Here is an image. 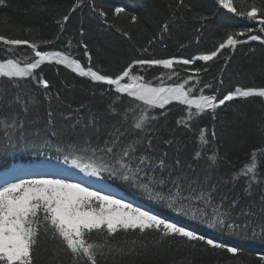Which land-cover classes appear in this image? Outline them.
Returning <instances> with one entry per match:
<instances>
[{"label":"trees","instance_id":"1","mask_svg":"<svg viewBox=\"0 0 264 264\" xmlns=\"http://www.w3.org/2000/svg\"><path fill=\"white\" fill-rule=\"evenodd\" d=\"M253 2L259 5L262 0H238L237 6L246 9ZM116 8H123L124 11L117 15ZM101 11L106 13L105 17L100 16ZM65 15L69 16L67 22L62 21ZM194 15L206 19L194 20ZM133 16L137 18L135 22L132 21ZM58 20L63 23V28L56 23ZM165 24L167 30H164ZM238 31L246 33L237 37L241 42L235 48L221 50L218 58L208 64L197 61L191 66L176 65L173 70L160 66H135V73L151 81L153 86L161 83L162 74L164 84H177L192 75L184 70L186 67L201 68V72L187 86L198 80L193 93L198 95L199 89L210 83L212 87L204 89V94H216L218 99L237 88H264V44L248 40V35H259L264 39V31L255 21L225 13L219 9L216 0H182V3L181 0H6L5 5H0V35L36 42L41 50L61 51L79 61L83 67L91 66L107 75L118 74L137 59H191L214 50L228 33ZM45 40L52 43L42 44ZM7 47L0 44V60L13 56L6 51ZM85 51L91 57L90 61ZM14 55L22 62L26 57L33 58L26 45L17 46ZM173 71L178 76L169 80L168 76ZM36 75L48 80L50 87L43 89L31 79L20 81L19 87H16L13 82L0 79V98L4 100L0 103V118L18 114L23 122V135L18 132L11 143L0 129V171L11 161L38 157L45 148L44 155L52 159L67 156L83 164L99 165L101 159L111 163L103 152H97L90 160V151L75 149L89 145L103 147L104 141L110 139L108 133H115L116 128L126 131L118 148L134 138L151 133L154 134V151L149 155L156 159L163 157L166 165L162 172L157 169L153 173L156 178H167L169 174L172 180L181 177L184 195L188 194V182H193V187L215 186L214 201L219 203L223 198V207L228 209L232 201L237 200L238 205L232 209L231 219L242 226L245 223L250 225L247 234L241 231L239 235L209 228L191 218L177 215L163 204L150 200L132 183L104 172L101 177L118 190H123L128 199L205 236L235 245L242 251L235 257L227 252L214 254L211 251L202 252L199 248L193 251L180 247L177 242L157 243L160 238L154 232L143 235L121 232L111 238L112 242L126 251L129 248H135V251L117 255L114 259L101 258L100 264H261L259 256L264 255V239L259 236L252 238L251 231L255 228L259 233L264 227V162L259 166L260 183L253 184L249 192H245V178L233 180L232 177L249 162L254 149L264 148V98L236 97L220 105L214 119L212 113H205L192 120L189 127L177 125L176 121L184 117L186 111L185 106L174 102L166 106V116L152 121L150 127L140 132L132 128L131 116L127 122H122L121 115L111 112L110 105H113L115 94L107 90L108 86L81 77L54 61L42 64ZM17 94L29 101L27 112L19 105L7 106L6 101ZM134 103L137 102L125 96L114 106L119 113H124ZM159 111L153 110L151 114L158 115ZM49 119L52 120L51 125L48 124ZM202 128L207 130L209 141L203 146L199 140ZM164 140H171L172 143L165 145ZM145 150L141 148V151ZM198 151L201 155L197 158ZM214 152L217 157L215 162L209 160ZM170 189L174 190L169 181L163 191L167 194ZM208 211L211 214V208ZM242 211L250 215L244 216ZM93 239L102 240L103 237ZM133 241L136 243L133 244ZM59 249L58 240L41 238L34 252L35 264H71L70 256Z\"/></svg>","mask_w":264,"mask_h":264},{"label":"snow or ice","instance_id":"2","mask_svg":"<svg viewBox=\"0 0 264 264\" xmlns=\"http://www.w3.org/2000/svg\"><path fill=\"white\" fill-rule=\"evenodd\" d=\"M6 0H0V5H5ZM238 0H216L219 9L233 16L247 18L255 21L264 31V0L258 5L255 2L246 9L237 6ZM182 3V0H181ZM75 8H73V11ZM123 8H116L115 12L119 15ZM101 17L106 13L100 12ZM194 20L204 21L206 18L194 15ZM68 15L63 16L62 21L67 22ZM132 17V21H136ZM63 28L61 21H56ZM167 30V24L164 26ZM199 31V29H197ZM251 32V29L248 30ZM244 31L230 32L226 39L219 43L214 50L186 58H160V59H137L124 68L116 75L103 74L101 71L94 70L91 66L83 67L81 63L61 51L41 50L36 42L29 40L6 38L0 35V44L9 46L6 48L8 53L13 56L0 60V79H7L19 87V82L31 79L39 87L48 89V80L43 76H37L36 70L45 62L63 65L81 77L90 78L92 82L108 86L107 90L115 94L113 105L110 110L113 114L121 115L122 122H127L131 116L132 128L144 132L146 127H150L152 121L167 114L166 106L175 103L185 106L186 115L176 121L178 126L189 127L190 122L205 113H212L215 118V111L220 105L232 101L236 97L249 98L253 96L264 98V88H249L241 90L237 88L234 92H229L222 99H218L216 94H204V89L211 88L210 83L205 84L204 88L199 89V94L193 93L197 89L199 81L196 80L191 86H187L201 72V68H185L190 71L189 75L182 83L164 84L163 74L160 78L161 83L153 86L151 81H147L144 76L135 73V66L139 65L152 68L160 66L165 70H173L176 65L191 66L195 62L201 61L205 64L213 62L218 58L221 50L225 48H235L240 43L237 37H243ZM58 39V37H57ZM250 41H260L264 44V39L259 35H248ZM42 44H50L52 41H42ZM151 43V41L149 42ZM26 45L33 54V58H24L23 62L16 57L17 46ZM86 47V46H85ZM147 51V49H145ZM85 56H89L85 51ZM91 57L89 56V61ZM146 70V69H145ZM206 70V69H205ZM223 71V69H221ZM178 76V73L171 72L168 79ZM127 96L137 103L125 109L124 113H119L115 108V103ZM0 103H4L0 98ZM7 106L19 105L24 112L28 111V103L23 96L17 94L6 101ZM137 109L139 110L137 112ZM159 109L158 115L151 114L153 110ZM49 112L48 116L51 117ZM94 123V122H93ZM52 124V120H48ZM75 127V125H73ZM0 129L3 135L11 143L19 132L22 136L23 122L18 114L0 118ZM206 129H200L199 140L201 145H207ZM110 139L104 141L103 147H92L91 145L76 151L91 152L89 159L95 157L97 152L105 153L111 163L101 159L100 164L84 163L78 159H73L72 164L79 168L85 175L99 177L107 172L111 176L120 177L133 186L138 187L147 197L163 204L167 209L177 215L191 218L207 227L217 229L232 235H239L241 231L247 234L250 227L248 223L243 226L231 219L232 209L238 205L237 200H233L228 209L223 207V198L217 203L214 201L213 194L216 187L207 188L201 185L193 187V182H188V194L184 195L182 178L171 179V174L167 178H156L153 173L159 169H165L163 157L156 159L149 155L153 149L154 134L134 138L122 148L121 137L126 135L119 128L115 133H108ZM213 138L215 132L212 133ZM145 141L147 143L145 144ZM165 145H170L171 140H164ZM72 147L71 145L69 146ZM145 148V151H141ZM167 156V153L163 154ZM198 151L196 157H200ZM216 153L209 156V160L215 162ZM68 157H65L67 162ZM264 162V148L254 149L249 158L239 172L234 173L232 179L245 178L247 187L245 192H249L253 184H259V166ZM179 164V160L176 162ZM143 173V175H141ZM171 182L173 189L167 194L163 191L166 183ZM159 186V190L157 189ZM211 208V214L208 209ZM244 216L250 215L249 212L242 211ZM139 233L141 235L154 232L159 236L157 243L177 242L180 247H187L195 251L197 248L202 252L211 251L227 252L233 257L237 256L242 250L235 245H229L223 241H218L209 236L197 232L194 228L187 227L173 220L154 213L140 206H134L122 198H117L111 194H104L101 190H93L81 182H72L66 178L41 177L35 179H16L15 182L7 178L0 177V264H35L34 252L41 238L58 240L60 252L70 256L71 264H100L101 258L113 259L117 255H127L135 251L129 248L114 244L112 237L119 233ZM252 238L264 239V227L259 233L255 228L251 231ZM93 237H103L93 239ZM133 244L136 241L132 242ZM261 264H264V255L259 256Z\"/></svg>","mask_w":264,"mask_h":264},{"label":"rangeland","instance_id":"3","mask_svg":"<svg viewBox=\"0 0 264 264\" xmlns=\"http://www.w3.org/2000/svg\"><path fill=\"white\" fill-rule=\"evenodd\" d=\"M138 74V73H134ZM30 176V177H29ZM0 177L7 178L15 182L16 179H35L41 177L48 178H66L72 182H83L85 186L92 188L93 190H101L104 194H111L117 198L124 197L114 190H111L102 183L100 180L95 179L93 176L85 175L79 168L71 164L49 163L47 161L32 162L28 165H13L11 169L4 174H0ZM13 177V178H12ZM125 200V199H124ZM126 201V200H125ZM130 202V201H126ZM132 203V202H130ZM134 206L136 204L132 203Z\"/></svg>","mask_w":264,"mask_h":264},{"label":"bare ground","instance_id":"4","mask_svg":"<svg viewBox=\"0 0 264 264\" xmlns=\"http://www.w3.org/2000/svg\"><path fill=\"white\" fill-rule=\"evenodd\" d=\"M42 139V138H41ZM53 146V145H52ZM48 147V146H47ZM44 148V147H43ZM46 149V148H45ZM110 181V180H109ZM115 186V185H114ZM130 186V185H129ZM123 191V190H122ZM149 201V200H148ZM195 222V221H194ZM209 230V229H208ZM200 231V230H199ZM230 238V237H229Z\"/></svg>","mask_w":264,"mask_h":264}]
</instances>
